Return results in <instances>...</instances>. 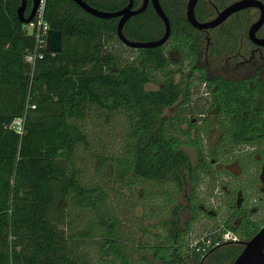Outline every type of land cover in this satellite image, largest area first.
<instances>
[{"label": "trees", "instance_id": "1", "mask_svg": "<svg viewBox=\"0 0 264 264\" xmlns=\"http://www.w3.org/2000/svg\"><path fill=\"white\" fill-rule=\"evenodd\" d=\"M83 1L102 11H115L127 3ZM158 1L169 22L171 46L188 49L189 25L182 15L186 0ZM225 1L212 0L218 7ZM139 2L132 0V7ZM18 4L19 0H0V264H230L242 246L222 241L220 235L230 231L247 240L264 223L251 218L256 209L250 213L244 204L236 208L234 201L236 189L245 200L256 192L253 153L264 145V129L252 111L257 90L263 91L259 82L252 86L244 80L215 79L212 91L205 87L215 95V123L222 125L212 149L202 141L206 125L190 121L192 113L206 112L207 100L195 104V110L191 107L196 100L190 90L204 80L185 75L176 80L180 69L172 66L163 46H126L128 56L121 57L107 46L112 37L117 40V18L92 16L72 0H44L42 18L61 39L60 51L51 53L46 45L36 47L34 34L23 29L15 14ZM29 5L26 0L24 15ZM162 27L147 5L124 22L122 34L133 41L153 40ZM34 52L41 58L35 57L29 71L24 57ZM150 82L157 88L146 89ZM174 103L173 115H163L162 110ZM92 110L106 116L116 113L124 122L117 153L87 151L94 160L93 170L129 191L143 182L148 186L134 194L143 208L135 224L146 221L134 228L141 232L134 239L128 235L131 229L121 230V219L101 186L84 181L87 164L78 151L84 152L88 140L79 121ZM15 118H22L21 132L11 125ZM236 145L251 150L233 155ZM182 146L194 150V163ZM211 158H236L244 171L251 172L232 176L244 178L236 186L223 181L222 170L210 169ZM227 184L229 190L221 188ZM215 188L221 197L213 194ZM177 194H183L184 205ZM55 207L59 222L67 220L65 229L50 218ZM72 209L86 213V220L69 229ZM183 211L187 216L181 218ZM236 214L245 217L232 227L230 218ZM199 215L210 226L190 241ZM216 239L218 246L212 247ZM84 243L96 246L95 258L79 252Z\"/></svg>", "mask_w": 264, "mask_h": 264}, {"label": "flooded vegetation", "instance_id": "2", "mask_svg": "<svg viewBox=\"0 0 264 264\" xmlns=\"http://www.w3.org/2000/svg\"><path fill=\"white\" fill-rule=\"evenodd\" d=\"M186 1L183 6L182 15L189 25L187 34L190 43L189 48L180 49V47L171 46L172 39H170V28L166 40L160 46H163V50L166 52L165 55L173 63L172 66L180 69V74L177 73L175 75L176 80L180 75H185L188 78H192L194 81L197 80V78H202L204 80L202 81L203 83L199 85L203 86L201 93L198 92V87H193L190 91H193L191 95L192 99L196 100V102L191 103L192 109L195 110V104H202L204 100H207L205 105L206 112H204V114H198L197 112L192 113L193 116L190 121L194 123L197 121L198 124H195L198 127L201 126L202 123L206 125L207 134L202 136V141L206 147L213 149L219 139L218 132L221 131L220 127L222 125L220 123H215V117H217L216 112L218 110V104L214 101L215 95L209 91L205 92L204 89L207 86L208 89L212 91L214 89L213 81L215 79H225L230 82L244 80L247 81L248 84L252 82V86L256 84V82H259V85L263 87V91L258 92L256 89L258 101L252 103V111L254 113L255 122L264 129V0H257L259 5L256 4L255 6L233 11L222 18L216 25L207 28H195L189 24L185 18ZM234 1L236 0H226L218 7L212 0H197L193 7L194 18L198 22L211 21L217 16L218 12ZM140 2L138 5H140ZM147 5L150 6L149 3H147ZM131 8L133 9L136 7L131 6ZM262 11L263 19L253 32H249L251 25L261 17ZM162 33L163 29L157 38H159ZM208 93H211V96H209ZM170 107L173 108L174 113L176 103L166 108ZM219 117H223L222 113ZM260 134L261 133L258 135ZM262 143H264V139L261 145ZM258 149V151L253 153L254 166L252 172L255 171V177L262 180L264 179V145L260 146ZM243 150H251V148L250 146L236 145L233 155L242 153ZM224 151L226 152V150L221 152ZM236 162V158H230L229 161H222L221 158L220 161H214L212 158L210 159V165H214L215 163L223 165L221 170L226 175L223 179L225 182L233 181L232 176L234 175H246V172H251L249 169L248 171H244ZM231 163L238 165L236 173H231L228 171V168L225 167ZM242 179L244 178L242 177ZM227 186L230 189V185L227 184ZM221 188L229 190L225 185H221ZM221 193L220 189L215 188L213 190V194L217 197H221ZM251 196H254V193L249 194L248 197ZM210 199L212 203L213 198ZM263 199L264 196L259 200L261 201ZM234 201L236 202V208H240L242 204H244L242 207L246 205L245 208H247L250 213L253 211V209H251L252 207L249 208L246 204L245 198L239 189L234 191ZM232 217V227H236L240 224V221L245 215L241 216L236 214ZM245 241L246 240H241L236 237L234 242H239L238 244L242 246V243ZM215 246H218V244L212 245V247Z\"/></svg>", "mask_w": 264, "mask_h": 264}, {"label": "rangeland", "instance_id": "3", "mask_svg": "<svg viewBox=\"0 0 264 264\" xmlns=\"http://www.w3.org/2000/svg\"><path fill=\"white\" fill-rule=\"evenodd\" d=\"M119 39L117 40L112 37L110 40H108L107 46L111 49H113L117 54H119L121 57L128 56V51L124 48V46L121 41L119 44ZM24 61L27 64V58L24 57ZM156 82H150L148 83L145 88L146 89H156L157 88ZM203 89V86L198 87V92L201 93ZM164 108L162 110L163 115H173V108ZM94 110V109H93ZM90 111L87 113L86 117L79 121L82 127L87 132V140H88V147L84 149V152L78 151V155H83V160L87 164V167L85 168V183H98L99 186L106 192V199L110 207L115 212V215L119 216L121 219V230H123L125 233L128 229H131L129 232V237L134 239V237L140 236L141 232L138 230H134V228L138 225H146L145 220H140L137 224H135V217L140 216V212L143 208H141V203L136 200L137 192L140 190H147L148 186L143 182L140 184H137L136 186H131V189L133 191H129V189L122 187L119 188V184L117 182H111L110 176L102 174L101 172H95L91 165L94 163L93 158L92 160L89 158V155L87 154V151L95 154H114L117 153L118 147L120 146V133L124 128V122L120 115L116 113H110L108 116H106L104 113L100 112L99 110L94 112ZM189 114L185 113L184 117H188ZM196 124H198L197 121H195ZM183 127H186V124H183ZM182 150L187 154L189 160L191 163L195 162V152L194 150L189 146H182ZM223 167L222 164L215 163L214 165L210 166V169L213 171L221 170ZM225 167L228 168V171L231 173H236L238 170V165L231 163L226 165ZM227 179V178H225ZM242 176H238L237 178H233V184L238 186L239 183H241ZM256 182L253 183L252 187L256 190L254 193V196L248 197V199L245 200L246 204L251 209H256V212H252L251 218L254 221L260 222L261 219H264V209H262V200L260 202V198L264 196V179L256 178ZM225 181V180H223ZM228 188V186H227ZM113 189V190H112ZM156 192L157 188H155ZM114 191L121 193V195H118V193H114ZM142 192V191H141ZM136 194V195H134ZM183 194H177V200L180 204L184 205L185 200L182 198ZM158 202L160 199H156ZM214 200V199H213ZM150 201V200H149ZM147 202V204L149 203ZM264 202V201H263ZM151 203H156L155 200H152ZM264 206V204H263ZM148 209V207H147ZM70 215V225L69 229H73L74 227H79L83 223V221L86 220V213H80L78 209H72L69 211ZM181 218L183 216H187V212L181 213ZM199 221L193 224V231L190 233L189 238L190 241L197 240L202 234L201 232L208 228L210 226L209 222L207 221L206 217L204 216H198ZM50 218L53 221H57L58 219V225L59 229H65L67 221L66 218L62 220V222H59V215L56 210V207L51 209ZM250 218V219H251ZM68 219V218H67ZM233 220V217L230 218V222ZM151 222V220H150ZM149 223V222H148ZM205 224V225H204ZM203 229V230H202ZM206 231V230H205ZM151 232V230H150ZM202 232V233H203ZM79 252H85L88 253V255L91 258H95L93 253L96 251V246L90 243H84L80 244L78 246Z\"/></svg>", "mask_w": 264, "mask_h": 264}, {"label": "water", "instance_id": "4", "mask_svg": "<svg viewBox=\"0 0 264 264\" xmlns=\"http://www.w3.org/2000/svg\"><path fill=\"white\" fill-rule=\"evenodd\" d=\"M78 7H80L84 12L98 17V18H117L116 22V36L121 41L122 44L129 48H154L160 46L167 38L169 34V22L164 14L158 0H141L140 5L136 8H131L132 0H127V3L120 9L115 11H102L91 7L86 4L83 0H72ZM197 0H187L185 7V18L192 27L195 28H207L212 27L220 22L227 14L236 11L238 9L259 5L257 0H236L229 4L223 10L218 12L217 16L208 22H198L195 20L193 15V7ZM39 0H30V7L28 13L24 16V10L26 8V0H19V4L16 7L15 14L18 21L25 24L31 20L35 10L38 6ZM147 3L150 4L155 15L159 18L163 25L162 35L153 40L146 41H133L126 39L122 34V27L124 22L131 16L138 14L144 10ZM263 19V11L261 17L254 22L249 32L259 25ZM46 49L48 52L54 53L59 52L61 49V39L58 30L48 29L46 33ZM230 264H264V223L258 228V230L245 242L242 243V249L234 257Z\"/></svg>", "mask_w": 264, "mask_h": 264}, {"label": "built area", "instance_id": "5", "mask_svg": "<svg viewBox=\"0 0 264 264\" xmlns=\"http://www.w3.org/2000/svg\"><path fill=\"white\" fill-rule=\"evenodd\" d=\"M43 4H44V0H39L38 6L31 20L25 24H22V27L26 31V33L34 34L36 47H42L46 45L45 39L48 30V25L42 18ZM25 57L28 60L27 61L28 70L31 71L35 57L41 58V53L34 52L27 54ZM21 123H22V118H15L11 122V125L17 130V132H21ZM219 239L222 241H235L236 236L232 234L230 231H225L220 235ZM206 242L208 243L209 240H207ZM218 242H219L218 239H216L213 244L216 245L218 244Z\"/></svg>", "mask_w": 264, "mask_h": 264}, {"label": "crops", "instance_id": "6", "mask_svg": "<svg viewBox=\"0 0 264 264\" xmlns=\"http://www.w3.org/2000/svg\"><path fill=\"white\" fill-rule=\"evenodd\" d=\"M29 7H30V5H29ZM29 7H28V9H29ZM25 11V10H24ZM28 13V12H27ZM24 16H26V15H24ZM22 24V23H21Z\"/></svg>", "mask_w": 264, "mask_h": 264}]
</instances>
